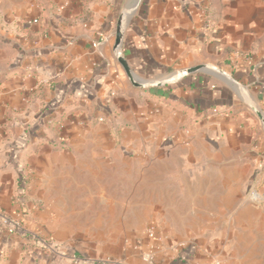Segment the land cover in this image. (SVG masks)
Here are the masks:
<instances>
[{
  "label": "crops",
  "instance_id": "1",
  "mask_svg": "<svg viewBox=\"0 0 264 264\" xmlns=\"http://www.w3.org/2000/svg\"><path fill=\"white\" fill-rule=\"evenodd\" d=\"M122 2L0 0V211L18 212L19 125L45 105L83 107L93 121L103 116L96 132L127 126V145L152 148L154 134L157 147L176 146V177L189 180L177 189L198 194L192 206L198 199L223 214L241 209L240 217L203 219L202 232L188 229L181 255L189 264H264V201H244L249 187L264 199V123L252 110L264 116V0ZM121 11L130 18L120 52L138 87L114 50ZM195 67L209 71L177 76Z\"/></svg>",
  "mask_w": 264,
  "mask_h": 264
},
{
  "label": "rangeland",
  "instance_id": "2",
  "mask_svg": "<svg viewBox=\"0 0 264 264\" xmlns=\"http://www.w3.org/2000/svg\"><path fill=\"white\" fill-rule=\"evenodd\" d=\"M58 106L41 107L30 124L12 133L14 139L19 135L13 165L19 168L22 191L17 214L0 211V263L111 264L137 259L130 264H144L143 254L151 250L152 264H166L161 257L189 264L181 255L190 244L189 228L202 232L203 219L219 214L241 216V209L223 214L198 199L192 206L190 198L198 194L177 189L189 180L176 177L171 159L181 153L176 146L157 147L154 134L152 148L127 145V126L96 132L94 126L104 122L103 116L93 121L87 108ZM244 201L257 206L264 199L249 187ZM194 221L199 226L190 225ZM149 230L153 239L147 237ZM12 233L20 240L8 244ZM218 262L211 258V264Z\"/></svg>",
  "mask_w": 264,
  "mask_h": 264
},
{
  "label": "water",
  "instance_id": "3",
  "mask_svg": "<svg viewBox=\"0 0 264 264\" xmlns=\"http://www.w3.org/2000/svg\"><path fill=\"white\" fill-rule=\"evenodd\" d=\"M140 1L141 0H135L136 6L139 4ZM125 15H126L125 11H121L119 13L117 21H116V26H115V30H114V50L116 51L117 61H118L119 65L122 67L126 77L132 82L133 85L138 87L139 85L134 82V76H133L132 71L128 67L124 57L122 56V54L120 52L124 33H125V29H126V24L130 18V16H129L126 20ZM205 71H209V70L206 69L205 67H195V68H191L188 70L180 71V72H178L177 76L179 78H183V77L190 75V74H194L197 72H205ZM217 72L221 75L224 74L220 70H217ZM252 110L257 115V117L260 119V121L262 123H264V116L262 115L261 111L255 107H252Z\"/></svg>",
  "mask_w": 264,
  "mask_h": 264
},
{
  "label": "built area",
  "instance_id": "4",
  "mask_svg": "<svg viewBox=\"0 0 264 264\" xmlns=\"http://www.w3.org/2000/svg\"><path fill=\"white\" fill-rule=\"evenodd\" d=\"M30 23H32L34 25L37 23V20L33 19L30 21ZM153 234H154L153 231L149 230L147 232V237L153 239ZM152 258H153V253L150 250V251L143 254L142 262L144 264H152ZM110 263L111 264H130V263L125 262L124 260H120V261H116V262H110Z\"/></svg>",
  "mask_w": 264,
  "mask_h": 264
},
{
  "label": "trees",
  "instance_id": "5",
  "mask_svg": "<svg viewBox=\"0 0 264 264\" xmlns=\"http://www.w3.org/2000/svg\"><path fill=\"white\" fill-rule=\"evenodd\" d=\"M161 90H159V92H160ZM151 97H154V98H165V99H167V97H165L164 96V94L163 93H148ZM25 135H21V137L23 138Z\"/></svg>",
  "mask_w": 264,
  "mask_h": 264
}]
</instances>
